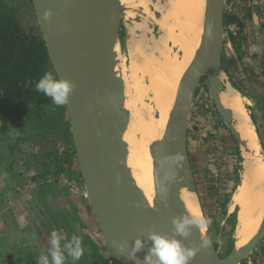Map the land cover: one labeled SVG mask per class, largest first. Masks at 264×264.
Instances as JSON below:
<instances>
[{
	"label": "water",
	"instance_id": "water-1",
	"mask_svg": "<svg viewBox=\"0 0 264 264\" xmlns=\"http://www.w3.org/2000/svg\"><path fill=\"white\" fill-rule=\"evenodd\" d=\"M30 2L55 76L68 78L75 85L66 110L83 187L107 258L111 264H134L127 255L137 237L147 239L150 230L175 234L172 218L187 209L183 199L185 189L199 203L189 152V122L202 86L207 85L241 149L252 152L237 129L231 109L221 98L230 84L223 67L225 0H206L200 61L182 86L162 138L151 147L157 158L152 206L129 165L125 134L131 113L127 108L119 51L123 20L130 12L137 14L142 10L124 5L122 0ZM49 12L51 15H46ZM261 148L264 156L262 143ZM214 231L205 230L203 235L211 245L198 251L190 264H244L264 238V214L257 232L240 248L235 246L231 251L221 252ZM200 236L194 228L191 236L182 239L189 246L199 245ZM120 244L126 245L123 253L119 250ZM150 247L148 242L137 253L138 258L143 260Z\"/></svg>",
	"mask_w": 264,
	"mask_h": 264
},
{
	"label": "rangeland",
	"instance_id": "rangeland-1",
	"mask_svg": "<svg viewBox=\"0 0 264 264\" xmlns=\"http://www.w3.org/2000/svg\"><path fill=\"white\" fill-rule=\"evenodd\" d=\"M9 1L15 7L17 6L24 26H38L30 0ZM142 3H144L143 0H140V10L143 7ZM154 6L150 7L147 15L138 12L123 20L122 40L119 47L122 67L125 64L133 70V60L130 58L129 51L131 48L129 32L132 31L136 39L139 38L143 32L140 21L145 17L151 18L152 25L158 27L155 19L160 15V10L156 6L157 9H155ZM225 22L228 27L229 22L226 17ZM133 25H135L134 29ZM124 79L126 82L127 77L124 76ZM132 82L130 79L126 83L133 85ZM196 99L191 111L189 132L194 136L191 150L197 196L203 214L211 220L207 229L215 230L217 247L221 252L231 251L236 246L235 231L239 207L236 206L235 210L227 216V205L235 191L233 186L228 185V177L233 174L232 177L236 180L241 178L243 157L239 158L232 152L235 146L240 149L241 154L242 149L226 126L207 85L200 88ZM143 100L147 104L152 103L150 97L144 96ZM246 106L250 114L249 109L253 110L247 100ZM49 110L51 122L44 124L45 136L41 137L36 135L37 131H32L33 136L23 141L24 136L31 133L12 130L7 136L0 137V169L7 175L0 177V213L3 212L4 216L9 215L11 219V214L16 212L18 219L26 227L24 232L15 230L13 233V238L31 243L30 252L27 253L29 256L24 253L25 251L16 250V255L13 256L18 260L15 261L16 264H36V261H32L40 255L42 250L46 251L50 233L53 230L59 231L67 239L74 234L80 236L86 251L76 264H88L95 259L107 257V250L85 195L74 153L66 105L53 104ZM256 130L262 142V132L258 128ZM227 150L226 155L224 152ZM7 152L12 155L7 156ZM46 153L48 156L44 155ZM8 162H11V165ZM19 170L24 172L20 173ZM14 183L23 187L21 193L13 191ZM225 189L230 191L226 192ZM9 194L11 201L7 202L6 196ZM43 219L47 221L46 224L43 223ZM63 242L64 240L62 244ZM41 243L44 245L39 248ZM24 248L27 250V247ZM18 255L21 259L17 257ZM66 264H73L71 257H66Z\"/></svg>",
	"mask_w": 264,
	"mask_h": 264
},
{
	"label": "bare ground",
	"instance_id": "bare-ground-1",
	"mask_svg": "<svg viewBox=\"0 0 264 264\" xmlns=\"http://www.w3.org/2000/svg\"><path fill=\"white\" fill-rule=\"evenodd\" d=\"M122 2L133 9H139L140 0ZM143 2L142 12L147 15L150 7L155 4L160 10V15L155 19L158 27L152 25L151 18L145 17L140 21L143 32L139 38L136 39L133 32H129L133 70H130L129 66L128 69L125 64L122 69L127 81L131 79L137 83L132 82L131 85L125 82V86L129 84L126 86V97L128 96L127 108L131 113L125 140L129 144V165L135 180L152 206L157 158L151 147L162 138L169 113L182 86L191 76V69L200 61L206 0ZM132 15L134 14L130 12L128 16ZM144 96L150 97L152 103L147 104L143 100ZM221 98L223 104L231 109L237 129L252 150L247 152L242 148L243 172L232 196L231 208L239 207L235 245L240 248L257 232L263 218L264 156L257 130L246 106L245 96L228 84ZM183 199L187 208H200L196 196L186 189L183 191ZM200 210L202 211L201 208Z\"/></svg>",
	"mask_w": 264,
	"mask_h": 264
},
{
	"label": "crops",
	"instance_id": "crops-1",
	"mask_svg": "<svg viewBox=\"0 0 264 264\" xmlns=\"http://www.w3.org/2000/svg\"><path fill=\"white\" fill-rule=\"evenodd\" d=\"M224 10L225 17L229 22L226 27L223 51L225 74L230 84L245 96L248 105L252 108L253 111L249 109L250 116L255 128L262 132L263 141L261 143L264 146V0H225ZM232 25L237 26L235 30H231ZM252 45H257L260 51L251 53L249 49ZM193 137V134L189 132V152L192 166H194L191 150ZM230 139L233 140V138ZM224 153L227 155L228 150ZM232 153L239 158L243 157L240 149L236 146ZM241 165L243 166L242 163ZM4 174L0 169L1 178ZM6 176L5 174L4 177ZM232 176L233 174H230L228 177V185L233 186V190H235L241 179L237 178L236 180ZM225 191L229 192L230 189H225ZM10 194L12 195V193ZM10 194L6 196L7 202L11 201ZM231 205L232 198L227 205V216L236 208V206L231 208ZM11 216L9 219V215L4 216L3 212L0 213V264H16L15 261L18 260L13 256L17 251H25V254L30 252L31 243L29 241L22 242L13 238L15 230L24 232L26 227L18 219L16 212ZM24 247H27V250ZM17 257L21 259L20 255ZM36 259L30 261L34 262ZM244 264H264V238Z\"/></svg>",
	"mask_w": 264,
	"mask_h": 264
},
{
	"label": "trees",
	"instance_id": "trees-1",
	"mask_svg": "<svg viewBox=\"0 0 264 264\" xmlns=\"http://www.w3.org/2000/svg\"><path fill=\"white\" fill-rule=\"evenodd\" d=\"M20 17L17 6L9 0H0V137L12 130L31 134L37 131L36 135L43 137L44 124L51 122L49 108L53 103L35 91V82L45 72L55 74L39 26L26 27ZM31 134L25 135L23 141L30 139ZM11 155L7 152V156ZM42 221L47 223L45 219ZM88 264L111 263L104 257Z\"/></svg>",
	"mask_w": 264,
	"mask_h": 264
},
{
	"label": "clouds",
	"instance_id": "clouds-1",
	"mask_svg": "<svg viewBox=\"0 0 264 264\" xmlns=\"http://www.w3.org/2000/svg\"><path fill=\"white\" fill-rule=\"evenodd\" d=\"M46 15H51V13ZM249 51L257 53L260 48L257 45H252ZM74 88L75 85L70 79L57 78L52 72H45L35 82V91L49 97L56 106L67 105ZM210 223V218L205 216L199 207L190 206L183 213L172 218L174 235L150 230L146 234L147 239L143 237L135 239L127 257L134 261V264H190L198 251L211 245V241L203 235ZM194 228L198 229L201 234V243L189 246L182 238L191 236ZM62 240H64L63 244ZM148 242H151V247L141 260L137 253L144 250ZM118 247L123 253L126 245L120 244ZM85 251L80 236L74 234L70 239H67L59 231L53 230L50 233L49 246L46 251H41L36 259V264H66V257H71L73 264H76L84 256Z\"/></svg>",
	"mask_w": 264,
	"mask_h": 264
},
{
	"label": "built area",
	"instance_id": "built-area-1",
	"mask_svg": "<svg viewBox=\"0 0 264 264\" xmlns=\"http://www.w3.org/2000/svg\"><path fill=\"white\" fill-rule=\"evenodd\" d=\"M237 27V26H236ZM236 27H235V25H232L230 28H231V30H235L236 29ZM14 187H13V191H15V192H18V193H21V190H22V186H20V185H16V183H14V185H13Z\"/></svg>",
	"mask_w": 264,
	"mask_h": 264
}]
</instances>
